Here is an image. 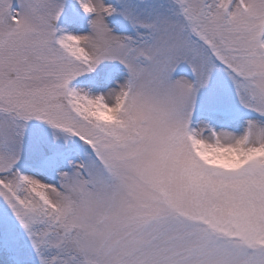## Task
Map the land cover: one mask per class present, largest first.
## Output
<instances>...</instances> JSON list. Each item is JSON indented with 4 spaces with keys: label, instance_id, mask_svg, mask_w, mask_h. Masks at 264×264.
Returning <instances> with one entry per match:
<instances>
[{
    "label": "snow or ice",
    "instance_id": "1",
    "mask_svg": "<svg viewBox=\"0 0 264 264\" xmlns=\"http://www.w3.org/2000/svg\"><path fill=\"white\" fill-rule=\"evenodd\" d=\"M0 264H264V0H0Z\"/></svg>",
    "mask_w": 264,
    "mask_h": 264
}]
</instances>
